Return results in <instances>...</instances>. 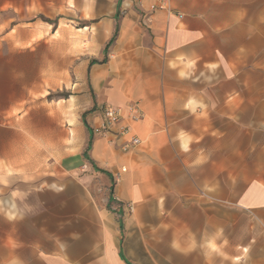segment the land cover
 I'll return each mask as SVG.
<instances>
[{
    "label": "crops",
    "instance_id": "0c3cea01",
    "mask_svg": "<svg viewBox=\"0 0 264 264\" xmlns=\"http://www.w3.org/2000/svg\"><path fill=\"white\" fill-rule=\"evenodd\" d=\"M118 1L72 34L39 18L68 0H0V264H264V0Z\"/></svg>",
    "mask_w": 264,
    "mask_h": 264
},
{
    "label": "rangeland",
    "instance_id": "374dc122",
    "mask_svg": "<svg viewBox=\"0 0 264 264\" xmlns=\"http://www.w3.org/2000/svg\"><path fill=\"white\" fill-rule=\"evenodd\" d=\"M118 3L120 2L118 1ZM66 7L68 9L64 10L65 12L60 14L58 17L48 19L40 16L39 18L44 23L52 24L53 27L56 26L57 23H59V25H68V29L66 27L64 29L69 30L72 34L79 33V30L84 25H89L90 23L95 24L100 20L95 16H98L102 13V0H68ZM94 35H96V33H91V36ZM96 61L102 64V56ZM101 136L102 135L100 134H94V138ZM107 153L110 161L101 163L99 165L101 168H98L97 166L95 167L105 171L108 173V175L97 172L94 168V170H92V180L97 186L96 194L99 195H102V190H105L106 195L112 194V188L114 184L131 173V164L129 162L130 158L138 156L139 162L146 163L143 143L141 146L133 148L128 152L118 151L116 148L113 149L110 147ZM139 174L140 178H146L145 172H140Z\"/></svg>",
    "mask_w": 264,
    "mask_h": 264
},
{
    "label": "built area",
    "instance_id": "2783aa9c",
    "mask_svg": "<svg viewBox=\"0 0 264 264\" xmlns=\"http://www.w3.org/2000/svg\"><path fill=\"white\" fill-rule=\"evenodd\" d=\"M140 118L141 115L136 104H131L126 109L106 107L102 110L101 126L93 132L102 136L112 133L116 139H120L129 133V128L124 124V121L135 122ZM137 145H139V140L135 137H132L127 144L128 147ZM128 211L131 212L132 208L128 207Z\"/></svg>",
    "mask_w": 264,
    "mask_h": 264
},
{
    "label": "trees",
    "instance_id": "16d2710c",
    "mask_svg": "<svg viewBox=\"0 0 264 264\" xmlns=\"http://www.w3.org/2000/svg\"><path fill=\"white\" fill-rule=\"evenodd\" d=\"M121 0H119L120 2ZM116 35H117V24H116V27H115V30H114V33H113V36L112 38L110 39V41L108 42V44L106 45L105 49H104V52H107V50L109 49V47H111V45L114 43L115 41V38H116ZM106 62V59L104 58L101 63H105ZM97 63V61H92L91 64H95ZM86 128L88 130V133H89V137H88V142H87V146H86V149H85V152H84V155L87 157V153L88 151L90 150L91 148V145H92V142L94 140V132L92 129H90L87 125H86ZM93 168L97 171V172H100V173H103V174H106L108 175V173H106L105 171H102L100 169H97L95 167V165L93 163H91Z\"/></svg>",
    "mask_w": 264,
    "mask_h": 264
}]
</instances>
